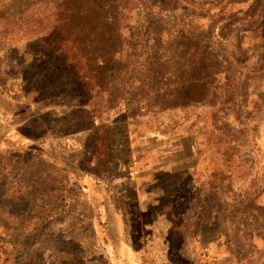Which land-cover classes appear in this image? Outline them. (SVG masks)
Instances as JSON below:
<instances>
[{"label": "rangeland", "instance_id": "obj_1", "mask_svg": "<svg viewBox=\"0 0 264 264\" xmlns=\"http://www.w3.org/2000/svg\"><path fill=\"white\" fill-rule=\"evenodd\" d=\"M107 222L264 264V0H0V264H112Z\"/></svg>", "mask_w": 264, "mask_h": 264}, {"label": "crops", "instance_id": "obj_2", "mask_svg": "<svg viewBox=\"0 0 264 264\" xmlns=\"http://www.w3.org/2000/svg\"><path fill=\"white\" fill-rule=\"evenodd\" d=\"M16 116H19V114H17ZM19 123H17L16 125H12V127H8L9 130L10 129H14V130H19L20 126L18 125ZM36 144V143H34ZM44 147L46 148V144H43ZM43 156H47L46 151H43ZM48 158V157H47ZM102 228L104 230H109V232L113 229L115 230H123L122 233L119 232V234H109V238H107L108 243L107 245H105L106 248V252L107 255L110 258V261L112 264H155V263H160L163 262V260L165 259H169V258H164L163 259V255L166 257H170V259H174V260H178V261H184L183 259L186 258V261H190L192 264L196 263V257H197V253H196V244L195 243H190V238H187V247H186V252L185 250H178L177 251V255H175L172 250L171 253L169 251V249H166L165 251L163 250V252L161 253L160 251L157 252V250H155V247L157 246V243L155 242V246H150L149 243H146L144 245V240H143V235H141V237L139 238V246L138 244H136V238L134 237V234H127V230H136L137 227L139 228V226L135 225V226H128L126 223L124 224V227H122L121 224L117 223V222H107V223H103ZM191 228H193L195 225L191 224ZM206 226V225H205ZM170 228L175 229V230H179L180 227V223H172ZM138 230V229H137ZM203 231L206 230V227L202 228ZM185 235V234H183ZM189 236V235H188ZM201 250L200 252H203V257H209L211 258L213 251L214 252H222V242H219L217 245L213 246L212 245V238L210 236L207 237L203 232V237L201 238ZM221 241V239L219 240ZM255 247L257 248V250L259 251V253H257L259 256H264V238L262 237H258L255 240ZM162 255V256H161Z\"/></svg>", "mask_w": 264, "mask_h": 264}]
</instances>
